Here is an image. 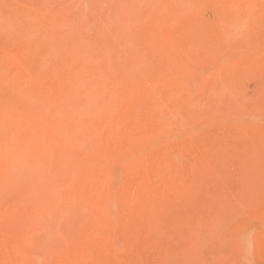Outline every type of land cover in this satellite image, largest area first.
<instances>
[{
  "label": "rangeland",
  "instance_id": "374dc122",
  "mask_svg": "<svg viewBox=\"0 0 264 264\" xmlns=\"http://www.w3.org/2000/svg\"><path fill=\"white\" fill-rule=\"evenodd\" d=\"M204 1L0 0V264H264V0Z\"/></svg>",
  "mask_w": 264,
  "mask_h": 264
},
{
  "label": "bare ground",
  "instance_id": "6f19581e",
  "mask_svg": "<svg viewBox=\"0 0 264 264\" xmlns=\"http://www.w3.org/2000/svg\"><path fill=\"white\" fill-rule=\"evenodd\" d=\"M226 1H227V0H226ZM232 1H233V0H232ZM240 1H241V0H240ZM182 2H183V1H182ZM182 2H181V3H182ZM203 2H205V1L203 0ZM236 2H237V1H236ZM183 3H184V2H183ZM201 4H202V3H201ZM180 5H181V4H180ZM129 6H131V4H129ZM178 6H179V5H178ZM131 8H132V6H131ZM179 9H180V8H179ZM131 11H132V10H131ZM134 12H135V11H134ZM131 13H132V12H131ZM200 13H201V12H200ZM82 14H83V13H82ZM133 15H134V13H133ZM83 17H84V14H83ZM143 17H144V16H143ZM120 20H121V19H120ZM53 53H54V52H53ZM85 62H86V61H85ZM83 63H84V62H83ZM87 63H88V62H87ZM84 64L86 65V63H84ZM82 65H83V64H82ZM85 65H83V68H84ZM86 66H87V65H86ZM110 66H111V64H110ZM90 68H91V67H90ZM90 68H89L88 70H90ZM130 68H131V67H130ZM86 69H87V67H86ZM91 69H93V68H91ZM83 70H84V69H83ZM93 70H94V69H93ZM87 72H88V71H87ZM89 72H90V71H89ZM91 72H92V70H91ZM91 72H90V73H91ZM94 72H95V70L93 71V73H94ZM85 76H86V75H85ZM103 76H105V75H103ZM103 76H102V77H103ZM103 78H104V77H103ZM101 79H102V78H101ZM101 79H99V80H101ZM135 79H136V78H135ZM101 85H102V84H101ZM96 86H97V85H96ZM2 89H3V88H2ZM13 89H14V88H13ZM5 91H6V90H5ZM102 91H103V90H101V92H102ZM105 91H106V90H105ZM12 94H13V93H12ZM78 94H79V93H78ZM100 94H101V93H100ZM105 97H106V96H105ZM91 100H92V99H91ZM1 105H2V104H1ZM96 106H97V105H96V103H95L94 107H96ZM102 106H103V105H102ZM108 107H109V105H108ZM30 108H31V107H30ZM37 108H39V107H37ZM102 108H103V107H99L98 110H102ZM105 108H106V107H105ZM3 109H4V108H3ZM34 109H36V108H34ZM0 110H1V109H0ZM6 110H7V109H6ZM36 110H37V109H36ZM37 111H39V110H37ZM59 111H60V110H59ZM61 111H62V110H61ZM104 111H105V110H104ZM5 113H6V112H5ZM59 113L61 114V112H59ZM7 114H8V113H7ZM7 114H6V115H7ZM80 114H81V113H80ZM7 116H8V115H7ZM40 117H41V116H40ZM5 118H7V117H5ZM11 121H12V120H11ZM79 121H80V120H79ZM9 125H10V124H9ZM84 131H85V130H84ZM28 137H29V136H28ZM26 138H27V137H26ZM29 139L32 140L31 138H29ZM34 139H35V138H34ZM34 139H33V140H34ZM26 141H28V140H26ZM25 143H27V142H25ZM27 144H28V143H27ZM70 158H71V157H70ZM106 159H107V158H106ZM72 161H73V160H72ZM74 161H75V159H74ZM77 161H80V160L77 159ZM75 162H76V161H75ZM37 163H39V162H37ZM48 163L50 164V162H48ZM78 163H79V162H78ZM83 163L85 164V162H83ZM102 163H104V162H102ZM40 164H41V163H40ZM43 164H44V163H43ZM76 164H77V163H76ZM80 164H81V163H80ZM86 164H87V163H86ZM86 164H85V165H86ZM109 164H110V163H109ZM37 165H38V164H37ZM37 165H36V166H37ZM45 165H46V163H45ZM77 165H78V164H77ZM87 165H88V164H87ZM31 166H32V165H31ZM33 166H34V165H33ZM40 166H41V165H40ZM74 166H75V164L73 165V167H74ZM78 166H79V165H78ZM80 166L83 167V165H80ZM34 167H35V166H34ZM34 167H33V169H34ZM41 167H42V166H41ZM51 167H52V165H51ZM84 167H85V166H84ZM66 168H67V166H66ZM66 168H65V169L62 168V169H64V171H65V170H67ZM69 168H71V167H69ZM76 168H77V166H76ZM98 168H99V167H98ZM30 169H31V168H30ZM35 169H36V167H35ZM46 169H47V168H46ZM62 169H61V170H62ZM82 169H85V168H82ZM92 169H93V168H92ZM50 170H51V169H50ZM71 170H72V169H71ZM73 170H74V168H73ZM73 170H72V172H74ZM46 171H47V170H46ZM78 171H79V169H78ZM16 172H17V171H16ZM69 172H70V171H69ZM69 172H67V173H69ZM79 172H80V171H79ZM82 172H83V170H82ZM82 172H81V173H82ZM90 172H91V171H90ZM65 173H66V172H65ZM93 173H94V172H93ZM100 173H101V172H100ZM78 175H81V174H78ZM82 175H83V174H82ZM95 176H96V175H95ZM85 178H86V176H85ZM92 178H93V177H92ZM92 178H91V179H92ZM89 179H90V178H89ZM87 180H88V179H87ZM35 181H36V180H35ZM35 181L33 182V184L35 183ZM37 182H38V181H37ZM58 182H59V181H58ZM85 182H86V181H85ZM33 184H32V185H33ZM86 184H87V183H86ZM34 185H35V184H34ZM74 185H75V184H74ZM84 185H85V183H84ZM82 186H83V185H82ZM81 188H82V187H81ZM83 189H84V188H83ZM85 190H86V189H85ZM85 190H82V191H85ZM85 192H86V191H85ZM83 193H84V192H83ZM84 194H85V193H84ZM54 198H55V197H54ZM56 200H57V199H56ZM114 200H115V199H114ZM72 247H73V246H72ZM35 258H36V256H35ZM35 258H34V259H35ZM26 259H27V258H26ZM38 260H40V259L38 258ZM41 261H42V260H41Z\"/></svg>",
  "mask_w": 264,
  "mask_h": 264
}]
</instances>
